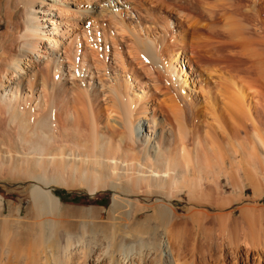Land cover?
I'll return each instance as SVG.
<instances>
[{
	"label": "bare ground",
	"instance_id": "obj_1",
	"mask_svg": "<svg viewBox=\"0 0 264 264\" xmlns=\"http://www.w3.org/2000/svg\"><path fill=\"white\" fill-rule=\"evenodd\" d=\"M103 1L0 0V133L7 141L0 139V150L23 148L32 167L16 181L33 183L24 213L11 205L7 210L0 196V264H80L79 258L84 264H177L175 253L190 255L194 233L208 240L211 257L220 256L211 263L264 264V228L257 232L238 221L215 228L199 216L181 236L166 229L176 195L195 202L209 179L234 182L241 161L239 143L231 148L228 140L225 151L210 137L204 147L202 112L188 96L179 100L185 89L198 90L212 106L216 130L227 123L238 134L251 126L260 138L255 123L264 124L257 102L264 95V29L254 14L256 1L188 0L174 23L180 29L186 24L181 48L168 62L162 57L169 23L156 32L137 20L143 6ZM95 6L101 10L91 18ZM133 15L136 26L126 20ZM187 51L194 61L185 60ZM148 65L160 74L154 77ZM130 80L139 91L134 101L122 89L131 88ZM149 86L158 108L149 109ZM47 165L53 168L49 182L42 178ZM57 170H68L69 179L76 176L90 193L110 189L109 208L60 209L61 198L52 193L53 182L62 181ZM140 196L160 199L141 202ZM214 237L221 247L212 244ZM99 244L103 257L94 258Z\"/></svg>",
	"mask_w": 264,
	"mask_h": 264
},
{
	"label": "rangeland",
	"instance_id": "obj_2",
	"mask_svg": "<svg viewBox=\"0 0 264 264\" xmlns=\"http://www.w3.org/2000/svg\"><path fill=\"white\" fill-rule=\"evenodd\" d=\"M125 1L132 5H138L144 7L143 12L141 10L140 14L137 13V20L139 19V23H145L147 25L150 24L149 26L152 28V30H155L154 28H157L156 32H159L161 26L165 25L166 23L167 24L169 23L167 29L168 36L166 39L168 43L166 45L167 50H165L162 57L163 60L168 62L169 59L172 58L174 53L181 48L180 46L182 39L181 36L182 34H184L182 31L186 29L185 26L186 24L183 23L180 29L174 23L175 20L178 18V16L176 15L178 11L187 12L188 0H153L154 2L156 1L154 5H152L153 2L150 3L151 1L148 2V0H125ZM245 1L243 0L242 2L244 3L242 4L248 6L246 5L248 2ZM255 1H256V8L258 11L254 12V14L255 16H257V19L259 18L258 21L260 20L261 22L260 26L262 29H264L263 27L264 0H255ZM103 4H104L103 6L106 5V0L105 2L103 1ZM81 7L86 8V6L84 5H82ZM100 7L101 6H99V8L96 6L93 7V9L95 10L94 11L95 14H92L91 18L93 17L96 18L97 14L99 13V10H101ZM112 12H114V9H112ZM133 14L136 13L133 12ZM146 14L150 15V17L147 16ZM122 17H125L124 14L122 15ZM90 19L88 21H90ZM97 20L100 19H98L97 17ZM109 20L110 19L108 17V19H106L107 22L104 21L106 27L109 26L111 23V20L110 21ZM126 20H128L127 21L128 23L129 22L133 23V25L136 26L137 20L136 18H134V15L129 16V18L127 17ZM153 23L156 25L158 24L159 27H156ZM84 27L86 28V26H83V29H85ZM140 37L143 36L141 35ZM168 37H170V39ZM179 46L180 48H178ZM109 48L112 47L109 45ZM121 53L125 66H127L128 69H131L130 63L132 64V61L128 59V55H126L124 50L121 49ZM101 57H103V55H101ZM191 59H192L191 54L189 51H187V54H185V60L190 61ZM193 64L194 63L192 62L190 63V65ZM148 66L151 70V73L153 72L152 75L155 77L158 74V71L156 72V70H154L150 65ZM185 66L187 67L188 65L185 64ZM186 69L188 71V68ZM139 74L141 73L139 72ZM129 78L132 79V76L129 75ZM108 81L110 82L109 78L106 80V82ZM129 82H131L133 86L131 85V88L123 87L122 89L124 90L125 93H127V95H129V98H131L134 101V99H136L137 97L136 93L137 92L139 93V91L138 90L136 91L135 89L136 84H134L132 80H130ZM160 82H161L160 85L161 87L166 86L165 83L166 81L163 78L160 79ZM67 86L68 85H66V88ZM195 87H197V85H195ZM253 87L257 88L256 86ZM78 88L81 89L82 86L80 85ZM149 88L151 89V93L149 92L146 98V100L148 99L150 101L149 109H152V107L158 108L159 101H157L156 98H153L152 95H154L153 93L154 91H152V87L149 86ZM254 88H252L250 92L253 93ZM256 90L259 92L258 88ZM191 92L190 90L185 89L184 94L182 93V96L179 98V100H182L184 95L188 96L192 103L198 105V111L200 110V112H202L197 117V120L199 126L202 125L200 127V133L201 135H203V139L207 140V142H202L204 147L207 148L206 144H208L209 142L208 138L210 137H214L216 138V140H219L221 147H223L225 151L227 150L228 144L231 146V148H234V146L235 145L237 146V144L239 143L240 145H242V150L239 149V153H238V159L241 161L236 172L237 177L235 174L234 182L233 181L230 182L228 181V179H225L224 177H222L219 180V182L217 181L216 183H214L212 179H209L207 182L204 183L205 185V192L203 193L204 196L201 195L199 200L197 199L198 202L193 201L188 203L186 200H184L182 194L176 195L172 199L174 212L171 213L169 216L170 220L168 221L169 223L167 222L168 226L166 225L167 227L166 229H168V231H171L173 234L176 235L178 234L181 236L184 233L185 229L188 230L196 226L195 225L196 223L194 221L195 219H198L200 216L202 224L213 222L215 228H218L219 225L222 223L225 224L228 222L238 221V223L236 224H238L239 226H246V227L251 226L254 227L255 230H257V232H260L261 228L262 229L264 228V147L261 145L259 139L263 138L264 140V124H260V123L258 124L257 122H256L257 124L255 123L260 138L255 137L254 129L251 126H248L245 129V131H241V130L238 131L237 134L236 131L233 128H231V126L227 123L223 125L222 130H224L225 133L224 135H222L221 133L222 130H216L217 125H214L215 122H213L211 119L213 117L211 116L213 115V113L211 114L212 106L211 105L209 106V104L208 106H206L207 104L205 105V103L203 102L204 98L199 94L198 90L194 91L193 88ZM152 98L153 101H151ZM257 100H258L257 102L259 103L258 106L260 107L262 106L264 108V95L259 96L258 94ZM208 107H210L209 108L210 111L207 110ZM155 114L157 115L158 119L162 118V113H160V111L159 112L157 111ZM214 127L215 129H213ZM205 131L208 132V135L207 137L204 138ZM86 134L87 133H84L82 135L83 139H85V137L87 136ZM0 136L2 137V138L0 137V139H2L3 142H5L3 144H6L7 141H4L3 138V136L5 135H2V133H0ZM228 140L230 143L228 142ZM67 146L72 147L71 145H67ZM13 147H14V152L10 148H9L10 151H7L6 153L1 152L0 150V156L3 155L4 153V157L0 158V196L4 199L5 207L7 210L9 205H11L16 209L20 207L22 213H24L25 208L29 205V200H30L29 189H30V185H32L33 183L30 182L29 179H21L20 181H16V179L18 177H21L23 175V171L26 170L27 168H31L32 165H29V160L24 158L27 155L23 148L17 145ZM15 154L20 157L16 158ZM38 166L42 168L44 165L41 164ZM15 167L20 170L21 174L16 171ZM52 170L53 168L50 165H47L45 172L43 173L42 176L43 180H46L47 182L52 181L51 178V173L53 172ZM212 171H214V169ZM56 173L61 176L62 181L60 180L61 181L60 183L53 182L52 193H54L55 196L61 198L60 204L58 205L60 206V209L64 208L65 212H68L69 214L71 213L76 214L79 210H87L89 208H99V209H103V211L109 208L112 197V191L110 189H104V190L96 191L95 193H90L87 190L88 188L86 186L80 185L78 184V182L77 183L75 182L77 180L76 176H74V178L69 179L68 170H65L64 172L57 170ZM212 175H214V173ZM146 199H149L152 202V201H157L160 198H158L157 196L139 197V200L141 202ZM49 208H52V204L49 206ZM103 213L105 214V212ZM207 215H209V217H207ZM103 217H105V215H103ZM139 218L143 219L144 215L141 214ZM207 218L211 219V221L209 222L205 221L208 220ZM74 219L75 218H72V220H70L71 221L70 223H77V221ZM239 220L241 221L239 222ZM242 222H244L243 224L245 225H243ZM260 225H262V227ZM85 235L87 236V233ZM194 235L196 241H194L195 244L193 242L192 244L189 245L188 249L190 251V255H187L188 257L183 256V254L180 255L181 254L179 253L180 251H178L180 256L178 255V253H175L177 254L175 256V258L177 259V264L179 263L183 264L182 263L183 261L185 264H192V261L194 264L196 263L198 264V259L201 255L202 256L204 255L203 256L204 264L207 263L214 264L211 263L210 258L213 259L215 257V262H216L218 260L217 258H220V256L215 255L214 257H211V255L209 254L210 252H208L209 248L206 247L207 245L205 246L208 240L206 238L205 239L202 237L200 238V236L197 233H194ZM199 239L201 240L199 241ZM216 239L218 238L214 237L215 241L213 240L212 244L221 247L220 239L218 241ZM96 248H98L99 250ZM192 249L194 251H192ZM92 250H94L92 253L95 256V257L93 256L94 258L103 257L102 252L104 251V249L103 250L102 248L100 249V244L96 245V247H94ZM191 252L194 253L192 254ZM195 253H197V255ZM2 254H3L2 258H4L5 255H7L6 253H2ZM221 259H219L220 263H221ZM82 261L84 262V259L79 258L80 264H84ZM86 264L89 263L87 262Z\"/></svg>",
	"mask_w": 264,
	"mask_h": 264
}]
</instances>
